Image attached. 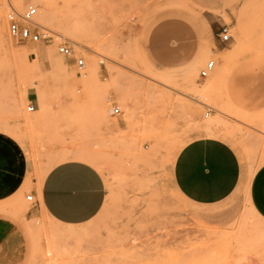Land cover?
Masks as SVG:
<instances>
[{
	"label": "rangeland",
	"instance_id": "374dc122",
	"mask_svg": "<svg viewBox=\"0 0 264 264\" xmlns=\"http://www.w3.org/2000/svg\"><path fill=\"white\" fill-rule=\"evenodd\" d=\"M36 1L20 7L0 0V127L17 128L43 172L71 159L90 163L103 175L106 197L83 225H62L40 209L19 221L27 239L23 264H264V220L248 191L264 164V108L241 109L228 91L230 75L244 68L246 93L264 95V0ZM27 5L38 8L51 41L10 36L7 13ZM41 12L51 22L41 23ZM172 18L199 34L196 57L154 69L149 43L164 40L159 23ZM223 25L227 42L218 37ZM64 41L85 59L84 70L59 53ZM210 60L215 69L202 78ZM210 80L220 82L216 89L207 88ZM201 137L229 142L243 169L235 192L208 205L182 194L173 175L179 151ZM34 204L24 197L13 209L21 216Z\"/></svg>",
	"mask_w": 264,
	"mask_h": 264
},
{
	"label": "crops",
	"instance_id": "0c3cea01",
	"mask_svg": "<svg viewBox=\"0 0 264 264\" xmlns=\"http://www.w3.org/2000/svg\"><path fill=\"white\" fill-rule=\"evenodd\" d=\"M157 35L164 40L151 39L146 55L154 69L180 67L196 57L199 34L190 24L173 18L163 20ZM222 49H212L213 54H219ZM245 75L244 68L230 75L229 97L241 109L261 110L264 95L246 93ZM219 84L215 82V89ZM28 100L35 102L30 94ZM219 103L224 108L221 100ZM16 130L10 124L0 127V264H23L27 239L21 223L35 217L39 209L62 225L79 226L99 214L106 197L105 181L96 167L71 159L43 172L46 165L39 167L37 160L31 158V150L17 138L20 133ZM173 175L182 194L195 203L208 205L223 201L235 192L241 184L243 169L238 153L229 142L201 137L179 151ZM27 190L36 202L26 213L17 216L13 208L26 197ZM248 191L251 204L264 220V164L249 181Z\"/></svg>",
	"mask_w": 264,
	"mask_h": 264
},
{
	"label": "built area",
	"instance_id": "2783aa9c",
	"mask_svg": "<svg viewBox=\"0 0 264 264\" xmlns=\"http://www.w3.org/2000/svg\"><path fill=\"white\" fill-rule=\"evenodd\" d=\"M38 9L34 5H28L23 11H19L15 8H11L7 13L8 31L10 36L17 42L28 44L37 42H47L52 40L53 32L34 21V17L37 15ZM218 37L221 42H227L230 40L231 35L229 28L223 25L218 33ZM59 53L67 58L74 59L75 65L79 70H84L86 63L83 57H74V48L66 41L60 42L57 46ZM215 60H210L206 66L201 70L200 75L202 78H207L210 73L215 69ZM78 74H82L78 71ZM29 111L34 110V106H28ZM120 108L115 107L114 113L120 114ZM26 199L33 203L36 199L32 193L26 195Z\"/></svg>",
	"mask_w": 264,
	"mask_h": 264
},
{
	"label": "bare ground",
	"instance_id": "6f19581e",
	"mask_svg": "<svg viewBox=\"0 0 264 264\" xmlns=\"http://www.w3.org/2000/svg\"><path fill=\"white\" fill-rule=\"evenodd\" d=\"M34 2H37L36 0H33ZM26 3V0H17V4L21 7V6H23L24 4ZM28 6V5H27ZM26 6V7H27ZM13 8H15L14 6H12ZM36 7V6H35ZM37 8V7H36ZM16 9V8H15ZM38 9V8H37ZM37 16H38V13H37V15L34 17V21L37 23V24H39V25H41L38 21H37ZM6 18H7V16H6ZM53 18H52V16L50 15V14H48V13H44V12H41L40 13V15H39V21H41V23H49V22H51V20H52ZM41 26H43V25H41ZM5 27H6V24H5V22H4V17H3V11L0 9V39L1 40H3L4 39V37H5ZM79 31L80 30H76V33H77V35L79 36L80 35V33H79ZM77 35H76V37H77ZM82 35V34H81ZM78 38V37H77ZM33 50H38V49H36V48H34ZM46 53L47 54H49V55H52V51L51 50H46ZM53 59H56L57 61H61L62 59L61 58H59V57H57V55L55 54V56H54V58ZM90 66V65H89ZM212 73V72H211ZM210 73V74H211ZM210 76V75H209ZM135 77V76H134ZM215 82H216V80H210V83L207 85V88L209 89V88H211V87H213L214 86V84H215ZM142 85V84H141ZM149 89H150V87H149ZM206 90V89H205ZM122 96H123V98L125 99V101L128 103V100H129V97H128V95L127 94H121ZM125 102V103H126ZM200 102V101H199ZM105 114V113H104Z\"/></svg>",
	"mask_w": 264,
	"mask_h": 264
}]
</instances>
